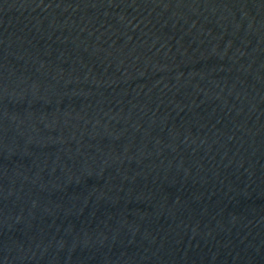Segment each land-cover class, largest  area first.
<instances>
[{
  "label": "water",
  "instance_id": "obj_1",
  "mask_svg": "<svg viewBox=\"0 0 264 264\" xmlns=\"http://www.w3.org/2000/svg\"><path fill=\"white\" fill-rule=\"evenodd\" d=\"M0 264H264V0H0Z\"/></svg>",
  "mask_w": 264,
  "mask_h": 264
}]
</instances>
